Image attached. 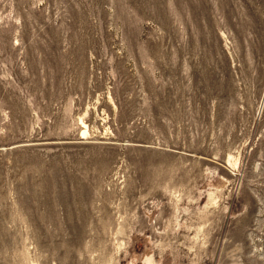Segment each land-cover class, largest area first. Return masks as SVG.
<instances>
[{
	"label": "rangeland",
	"instance_id": "374dc122",
	"mask_svg": "<svg viewBox=\"0 0 264 264\" xmlns=\"http://www.w3.org/2000/svg\"><path fill=\"white\" fill-rule=\"evenodd\" d=\"M0 264H264V0H0Z\"/></svg>",
	"mask_w": 264,
	"mask_h": 264
},
{
	"label": "bare ground",
	"instance_id": "6f19581e",
	"mask_svg": "<svg viewBox=\"0 0 264 264\" xmlns=\"http://www.w3.org/2000/svg\"><path fill=\"white\" fill-rule=\"evenodd\" d=\"M86 133H84V135H85ZM230 163V162H229Z\"/></svg>",
	"mask_w": 264,
	"mask_h": 264
}]
</instances>
